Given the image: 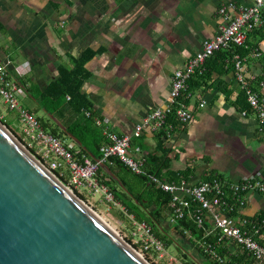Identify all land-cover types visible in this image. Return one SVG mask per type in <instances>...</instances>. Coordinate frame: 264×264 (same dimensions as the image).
Masks as SVG:
<instances>
[{
  "label": "crops",
  "instance_id": "crops-1",
  "mask_svg": "<svg viewBox=\"0 0 264 264\" xmlns=\"http://www.w3.org/2000/svg\"><path fill=\"white\" fill-rule=\"evenodd\" d=\"M228 2L250 0H0V61L17 69L26 86L42 87L59 63L69 65L70 56L87 47L101 49L86 64L90 76L82 89L100 120L101 136L131 134L147 113L168 104L174 70L216 34L218 9ZM258 46L264 53V38ZM252 57L243 64L251 79L260 69ZM239 90L229 72L189 94L192 120L165 142L171 170L194 167L189 183H199L211 169L233 182L264 172V134L256 117L231 105ZM154 133L142 129L144 151H155ZM259 212L264 194H248L242 213Z\"/></svg>",
  "mask_w": 264,
  "mask_h": 264
},
{
  "label": "trees",
  "instance_id": "trees-1",
  "mask_svg": "<svg viewBox=\"0 0 264 264\" xmlns=\"http://www.w3.org/2000/svg\"><path fill=\"white\" fill-rule=\"evenodd\" d=\"M261 21V25L256 26L247 33L244 45H230L227 48L218 49L208 56L202 67L196 69L187 79V87L178 97L179 102L187 106L188 96L193 88L202 87L208 89L221 75L229 72H232L233 75L235 54L241 58H246L248 62H253L252 55H254V52L257 53L255 59L259 62L260 69L253 79L249 80V84L255 90H258L260 82L264 81V53L261 52L258 46V41L264 38V10L261 13ZM100 51L101 49L93 50L87 47L78 55L70 56L69 65L59 63L56 67V75L38 89L36 95L31 94V87L26 86V79L22 76H17L11 68V73L18 85L27 94L31 95L37 104V108L34 111H28L33 115L39 109L43 111L44 115H35L42 128L65 143L66 139L69 138L73 146L65 145L74 157L81 158L85 156L92 161H99L101 159L100 145L106 139L100 134V127L94 119L96 111L93 108V103L82 87L90 76L86 64ZM231 105L239 112L245 111L246 114L252 112L245 90L242 88H240L235 100L231 101ZM175 106H177L176 102L172 106L173 109ZM2 121L5 125H9L8 120ZM188 123L181 122L173 110L167 114L161 128L155 130L154 152L147 149L144 151L141 134L134 138L132 144L140 146L145 152L142 174L132 173L123 163L113 157L106 160L103 166L99 165L95 178L99 184L105 186L112 194L113 202L123 208V213L127 217L132 216L135 222L146 223L151 228L155 237L163 242L165 248L174 244L176 248L181 249L179 244L165 229L164 223L176 235L186 239L200 254L202 261L199 263L182 251L184 264H219L216 260L207 256L201 247L203 241L214 244L219 233L213 229L208 219L204 220L201 226L197 225L193 212L198 205L189 201V206L184 209L182 218L170 222L169 218L172 216V211L169 207L171 196L156 187L149 178V176H153L162 182L167 181L172 183L191 181L194 175V167L187 166L184 170L180 171L171 170L170 147L165 145L166 140L169 138L167 131L173 132L185 129ZM261 129L259 133L264 134V126ZM69 134L73 135L81 146H78ZM53 173L61 182L64 183L66 181L65 175L60 176L58 171H53ZM262 176H264V172H262ZM213 178L221 179L225 185V189H228L227 186L233 182V180L212 169L205 173L200 182H206ZM134 181L140 183L141 187L139 190H136L137 188L133 184ZM77 196L84 201L83 195L77 194ZM228 214L235 219L236 224L242 230L246 229L242 224L243 218H246L250 222L257 224L260 233L264 234V212H259L249 217L233 207V211ZM260 243L264 244V240H260ZM228 244L225 240L222 242L223 248L220 246L215 247L216 253L223 260V264H254V260L245 251H242L235 244Z\"/></svg>",
  "mask_w": 264,
  "mask_h": 264
},
{
  "label": "built area",
  "instance_id": "built-area-1",
  "mask_svg": "<svg viewBox=\"0 0 264 264\" xmlns=\"http://www.w3.org/2000/svg\"><path fill=\"white\" fill-rule=\"evenodd\" d=\"M263 10L264 0H250V3L238 6L233 2L222 4L218 9L221 21L216 34L209 39H204L201 48L186 61L184 66L174 70L168 94V104L163 107H156L147 113L142 122L134 126L131 134L117 135L113 132H106V140L100 145L101 159L99 161H92L85 156L74 157L68 151L65 142L44 130L35 115L18 105L15 93L21 88L12 75L11 68L15 72L18 70L7 61H0V96L4 97L11 110L16 109L19 120L23 124L24 136L40 152V154L35 152L39 163L52 173L58 171L60 176L65 175L66 181L62 183L69 191L75 195L83 196L86 192L89 194L100 193L107 202L118 205L113 202L112 194L107 188L99 184L95 178L99 163H104L114 157L132 173L142 174L145 152L140 146L132 144L133 137H138L144 127H150L154 131L159 130L166 115L172 110L181 122H190L193 117L191 110L178 100L181 92L187 87V79L196 69L201 68L205 59L216 50L227 48L230 45H244L247 33L261 25ZM253 54L257 55L256 52ZM244 59L237 54L234 55V77L240 88L245 90L247 101L261 131L264 126V90H262L264 81L260 82L258 90L249 84L251 78L246 75L243 65ZM175 102L177 106L173 109L172 106ZM204 103V100H200L199 106H203ZM241 113L245 114V111ZM94 119L96 124H100L98 118L95 117ZM167 132V136L172 133ZM149 178L156 187L171 196L169 202L172 211V216L169 218L170 222L182 218L184 209L189 206V201L198 205L193 212L198 226H201L204 220H210L213 229L218 231L219 236L214 244L204 241L201 243L203 252L207 256L219 264H223V260L216 253L215 247L223 248L222 242L226 240L228 245L235 244L242 251H245L255 263L264 264V244L260 243V240H264V234L260 233L258 225L243 218L242 224L246 229L242 230L236 224L235 219L228 214L233 211V207L242 211L246 205L248 194H264V176L243 178L230 183L227 186L228 189H225L223 181L217 178L198 184L185 181L180 183L162 182L153 176H149ZM129 218L136 231L133 235L138 234L142 251H154L156 253L165 251L163 242L155 237L146 223L135 222L132 216Z\"/></svg>",
  "mask_w": 264,
  "mask_h": 264
},
{
  "label": "water",
  "instance_id": "water-1",
  "mask_svg": "<svg viewBox=\"0 0 264 264\" xmlns=\"http://www.w3.org/2000/svg\"><path fill=\"white\" fill-rule=\"evenodd\" d=\"M0 264L147 263L0 119Z\"/></svg>",
  "mask_w": 264,
  "mask_h": 264
},
{
  "label": "rangeland",
  "instance_id": "rangeland-1",
  "mask_svg": "<svg viewBox=\"0 0 264 264\" xmlns=\"http://www.w3.org/2000/svg\"><path fill=\"white\" fill-rule=\"evenodd\" d=\"M48 73V71H46ZM46 73V74H47ZM50 78H44V81H49ZM41 83H34L31 86V94L36 95L38 89L41 88ZM21 90L15 93L16 100L19 106L23 108L34 111L37 108V104L31 95L24 94ZM35 115L42 116L44 115L41 109L34 112ZM0 119L8 120L9 125H4L9 130V132L16 138V140L25 147V149L37 159L36 153L37 148L34 144H31L23 134V124L21 120H19L16 109L11 110L6 103L4 97L0 96ZM68 146H73L71 141L66 139V143ZM74 147H76L74 145ZM38 155V154H37ZM136 190H139L141 185L137 181H134ZM84 204L93 212L97 217H99L105 225H107L122 241H124L133 251H135L139 256L143 258V260L147 264H184V256L182 255V251L187 253L190 257L195 259L197 262H201L202 259L200 254L196 251V249L186 240L176 235L170 229H168L167 224L164 223L165 229L168 233L174 238V240L179 244L181 249L175 247L174 244L165 248L163 253H156L154 251L144 252L140 247V240L137 235H133L135 233V227L130 220L123 213V208L115 204H111L107 202L104 197L100 193L89 194L86 192L84 194Z\"/></svg>",
  "mask_w": 264,
  "mask_h": 264
},
{
  "label": "bare ground",
  "instance_id": "bare-ground-1",
  "mask_svg": "<svg viewBox=\"0 0 264 264\" xmlns=\"http://www.w3.org/2000/svg\"><path fill=\"white\" fill-rule=\"evenodd\" d=\"M101 220V219H100ZM102 221V220H101ZM103 222V221H102Z\"/></svg>",
  "mask_w": 264,
  "mask_h": 264
}]
</instances>
